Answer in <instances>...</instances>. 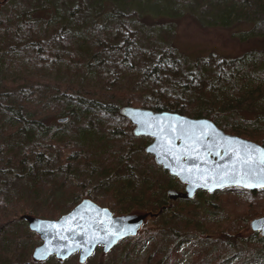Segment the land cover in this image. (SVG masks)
<instances>
[{
  "label": "trees",
  "instance_id": "trees-1",
  "mask_svg": "<svg viewBox=\"0 0 264 264\" xmlns=\"http://www.w3.org/2000/svg\"><path fill=\"white\" fill-rule=\"evenodd\" d=\"M183 15L255 46L236 57L187 58L174 43ZM56 59L81 78L2 73ZM128 106L210 119L264 146V0H0V264H62L32 260L40 241L23 216L55 220L83 199L115 216H146L136 237L85 264H121L118 250L122 258L145 240L141 264L175 263L185 241H193V264L264 263V237L240 235L264 217V190L180 196L184 186L145 152L151 139L133 135L121 113ZM234 191L247 203L242 213L222 199ZM216 200L232 221L208 220Z\"/></svg>",
  "mask_w": 264,
  "mask_h": 264
},
{
  "label": "water",
  "instance_id": "water-1",
  "mask_svg": "<svg viewBox=\"0 0 264 264\" xmlns=\"http://www.w3.org/2000/svg\"><path fill=\"white\" fill-rule=\"evenodd\" d=\"M123 116L134 126L135 137L152 139L145 152L185 185L184 198L193 199L198 191L264 189V146L226 134L210 119L129 106ZM145 218L115 216L90 199H83L56 220L23 216L41 242L32 252L34 262L50 258L65 262L78 254L79 264H85L98 247L108 254L121 241L137 236ZM250 228L264 237V217L253 219Z\"/></svg>",
  "mask_w": 264,
  "mask_h": 264
},
{
  "label": "rangeland",
  "instance_id": "rangeland-1",
  "mask_svg": "<svg viewBox=\"0 0 264 264\" xmlns=\"http://www.w3.org/2000/svg\"><path fill=\"white\" fill-rule=\"evenodd\" d=\"M175 23H176V31L174 36V43L187 58L204 59V57H207L210 54H218L227 57H236L255 46V43H253V41L240 42L235 40L232 37V33L229 29L212 27L206 25L205 22L202 23L201 25L197 21H194L192 18L187 17L186 15L176 18ZM74 28L75 27H73V29ZM82 31L83 29H78V33L77 35H75L76 39H78V36L82 33ZM77 44H78L77 46L78 49L79 48L85 49L84 43L78 41ZM81 52L84 51L79 49L78 54ZM65 56H68V54H65ZM67 71H70V69L67 66L66 62L61 59H56L54 61L37 62V63H29L27 61H24L20 63L18 66L12 65L6 67L4 70H2V73L7 78H14V77L18 78L22 75L29 76V75L37 74L40 75L45 80L56 79L62 82L67 81L69 76L76 81L81 78V76H79L81 71L78 72L79 74L68 73ZM84 79H88L90 81L91 86L96 85V80L93 78V76L86 75ZM262 86H263L262 81L257 78L255 80H251L249 88L251 89L252 92H255L254 95H258V90ZM232 189H239L245 191L240 188H232ZM182 191L184 192V190ZM226 197L229 198L230 203H233L234 206L237 208L236 209L237 212L240 213L244 212L247 203L244 200H242L243 194L241 192H237V191L231 192L230 195H225L222 199ZM212 202L214 203L215 200L213 199ZM216 202L218 204L216 205V208L211 210V212H207L208 220L219 222V219L221 218L225 222L227 220L232 221L234 218V213L230 210V208L224 206V204L219 200H216ZM250 222L248 223L249 225L248 228L241 231L240 233L241 236L249 237L252 233H254L250 228ZM122 242L123 241H121L120 243ZM149 248H150L149 242H147L146 240L141 241L138 245L135 246V248L130 253H127L122 258H121L122 249L118 250V256L116 259L119 263L120 261H122L121 264H141L142 261L145 259ZM164 249H165L164 247L161 248V250ZM98 250H100V253H102L101 248H99ZM177 252L179 254V258L173 264H193L192 257H194L196 254V252L194 251L193 241L192 242L185 241L180 243L177 247ZM76 260H77V264H79L78 256ZM235 263L236 260L233 259L226 264H235ZM62 264H75V262L74 259L69 258L67 261L62 262ZM257 264H264V263L258 262Z\"/></svg>",
  "mask_w": 264,
  "mask_h": 264
}]
</instances>
